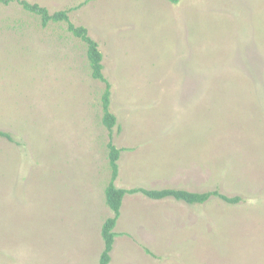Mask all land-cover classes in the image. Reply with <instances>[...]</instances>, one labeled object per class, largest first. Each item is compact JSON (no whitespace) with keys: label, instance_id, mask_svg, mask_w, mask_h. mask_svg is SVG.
Returning <instances> with one entry per match:
<instances>
[{"label":"rangeland","instance_id":"1","mask_svg":"<svg viewBox=\"0 0 264 264\" xmlns=\"http://www.w3.org/2000/svg\"><path fill=\"white\" fill-rule=\"evenodd\" d=\"M26 1L97 43L116 124L69 24L0 4V264H100L109 144L118 189L241 199L127 194L109 264H264V0Z\"/></svg>","mask_w":264,"mask_h":264},{"label":"trees","instance_id":"2","mask_svg":"<svg viewBox=\"0 0 264 264\" xmlns=\"http://www.w3.org/2000/svg\"><path fill=\"white\" fill-rule=\"evenodd\" d=\"M170 3L177 4L180 0H166ZM19 3L24 10L35 14L41 18L43 27H47L50 23H68V30L75 37L81 39L88 46V59L90 61V67L92 71V77L95 80H100L106 84L105 92L102 96V108H103V124L108 128L112 129L116 124V117L110 111L111 104V85L104 78L102 74L103 65L102 54L98 49L97 43L88 36V32L84 27H76L70 22L69 11H60L54 14H50L45 7H41L38 4H31L26 0H0V4L10 5L11 3ZM82 7V5H81ZM80 8L77 7V9ZM0 138L6 139L12 142V137L9 133L0 130ZM109 149V159L110 167L112 169L111 181L106 188V203L108 207L113 212V216L108 218L102 227V238L104 241V251L100 258V264H109L111 260V252L114 249L117 234L114 229L117 225V221L120 217V211L122 208L123 199L127 194L142 193L147 198L152 200H163L166 198H174L178 201H184L187 204H204L208 202L211 198H218L228 204H238L240 202L239 197H228L219 191L206 192L202 194L191 193L184 190H146L142 188H136L132 190L118 189L115 185V181L118 177L119 166L118 161L120 157V150H118L113 145H108Z\"/></svg>","mask_w":264,"mask_h":264}]
</instances>
